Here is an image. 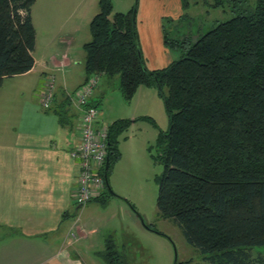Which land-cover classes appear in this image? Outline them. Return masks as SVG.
Wrapping results in <instances>:
<instances>
[{"label":"trees","instance_id":"16d2710c","mask_svg":"<svg viewBox=\"0 0 264 264\" xmlns=\"http://www.w3.org/2000/svg\"><path fill=\"white\" fill-rule=\"evenodd\" d=\"M33 3L0 0V86L34 65ZM99 4L83 45L87 76L117 74L127 100L139 84L156 85L170 116L161 135L159 214L173 218L198 250L197 264H264L251 253L264 246V0L213 24L188 45L176 40L172 45L181 56L159 69L146 65L134 10L115 12L112 0ZM62 104L56 111L63 119L69 96ZM128 122L118 118L109 125L107 173ZM108 195L105 185L97 199ZM113 244L108 240L104 253L116 264Z\"/></svg>","mask_w":264,"mask_h":264},{"label":"rangeland","instance_id":"374dc122","mask_svg":"<svg viewBox=\"0 0 264 264\" xmlns=\"http://www.w3.org/2000/svg\"><path fill=\"white\" fill-rule=\"evenodd\" d=\"M215 2L112 0L115 12L126 13L136 9L138 41L143 57H168L169 61L165 64L182 54L181 48L172 45L176 40L184 39L188 45L213 24L228 20L256 4V0H220L221 5ZM99 9V0H34L31 15L38 41L37 50H33L36 59L41 58L39 54L43 44L50 38L55 42H64L65 47L73 43L72 48L82 53L84 42L89 39V35L91 38L90 22ZM152 9L164 14L162 27L167 36L165 49L168 51L165 54L153 43V34L150 35L147 29L149 25L141 29L147 26L143 13ZM144 15L149 17L148 14ZM36 75L38 72L16 74L5 79L2 85L5 88L13 86L15 92L17 86L35 82ZM40 79L41 76L37 78L36 90L38 88L42 92L44 84H39ZM57 80L58 77L56 83ZM96 87V93L93 94L95 102H91L99 111L98 124L104 128L118 118L129 120L118 134L116 145L119 156L112 161L108 171L109 183L118 195H108L106 204L105 200H98L104 205L105 215L111 219V227L105 233L110 235L109 240L114 243L115 260L119 261L116 264H175L176 254L177 260L182 262L178 264H197L200 255L198 250L187 242L173 218L162 217L157 208L159 176L165 169V161L159 155L162 149L161 135L167 132L170 122L163 94L158 86L142 83L127 100L119 87L117 74L101 73ZM67 91L74 92L68 88ZM79 122L74 126L77 137ZM78 208L79 215L89 216L86 204L78 205ZM95 213L93 210L92 214ZM101 233L91 232L87 243L97 241V246H101L105 236L103 230ZM105 251L104 247L93 255L90 258L92 264H111ZM251 253L256 259H264V246L252 247ZM189 258L194 259L190 263L186 262Z\"/></svg>","mask_w":264,"mask_h":264},{"label":"crops","instance_id":"0c3cea01","mask_svg":"<svg viewBox=\"0 0 264 264\" xmlns=\"http://www.w3.org/2000/svg\"><path fill=\"white\" fill-rule=\"evenodd\" d=\"M163 15L155 9L145 11L147 26L141 29L149 25L153 43L165 54ZM37 45L36 39L35 50ZM72 46L48 39L39 54L41 58L37 60L33 52V67L18 73L38 72L35 82L17 86L15 92L13 86L0 87V264H92L90 258L106 248L110 237L105 231L111 219L98 201L102 198L88 201L90 214L83 216L72 197L79 167L70 151L78 140L74 126L80 116L72 105L63 119L56 111L64 108L62 100L68 96L67 88L75 90L88 77L85 50L77 52ZM144 58L149 69L169 63L165 64L168 57ZM52 72L58 77L54 100L44 108L40 103L41 89L36 90L37 78L41 76L39 84L43 85ZM91 100L95 102L93 95ZM102 230L105 236L101 246L97 241L87 243L91 232L102 234Z\"/></svg>","mask_w":264,"mask_h":264},{"label":"built area","instance_id":"2783aa9c","mask_svg":"<svg viewBox=\"0 0 264 264\" xmlns=\"http://www.w3.org/2000/svg\"><path fill=\"white\" fill-rule=\"evenodd\" d=\"M100 74L93 73L83 84L73 90L74 92H67L71 105L80 116L78 140L70 151L71 159L79 167L78 182L72 191L73 200L78 205H84L100 196L106 185L102 169L108 156L109 125H103L104 128H102L98 124L99 111L90 102ZM55 84V74H47L40 98L44 108H49L53 103ZM72 237H75V233Z\"/></svg>","mask_w":264,"mask_h":264},{"label":"water","instance_id":"95a60500","mask_svg":"<svg viewBox=\"0 0 264 264\" xmlns=\"http://www.w3.org/2000/svg\"><path fill=\"white\" fill-rule=\"evenodd\" d=\"M133 19L134 21L136 20V9L134 10L133 12ZM139 55H140V51H139ZM108 162H109V159L107 157V160L105 162V167H104V171H103V176H104V180H105V183H106V187L107 189L111 192L112 195H118L114 189L112 188V186L110 185L109 183V179H108V173H107V169H108ZM149 228H151V226L148 225ZM177 254H176V257H175V264H177Z\"/></svg>","mask_w":264,"mask_h":264}]
</instances>
